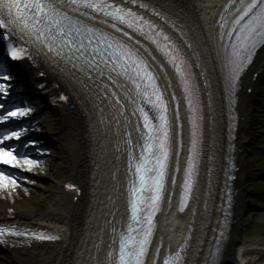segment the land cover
<instances>
[{"label": "snow or ice", "instance_id": "6c2138e0", "mask_svg": "<svg viewBox=\"0 0 264 264\" xmlns=\"http://www.w3.org/2000/svg\"><path fill=\"white\" fill-rule=\"evenodd\" d=\"M127 5L160 15L150 0H0V30H4L0 39L7 42V55L12 61L45 65L53 75L76 86L100 113L101 122L106 119V109L116 121L118 132L121 121L127 129L135 119L138 143L133 145L131 132L127 131L124 141L129 155L131 223L126 233H120L117 255L118 264H145L156 216L162 211L167 191L173 129H182V125L172 123L167 87L159 83L160 74L141 52H149L142 41L154 45L172 66L191 113L190 156L182 184L181 212L188 207L198 176L196 161L203 154L204 114L190 64L167 34ZM225 11L228 16L221 17L220 27L230 31H222L220 41L225 35L231 41L232 34H236L233 42L221 44L231 88L253 62L257 48H264V0H230ZM39 74L44 76L45 72ZM2 79L6 82L11 77L5 74ZM8 89V83H0V97H7ZM171 99H175V93ZM0 109L4 110L0 124L27 117L33 111L31 107L7 109L4 103H0ZM175 111L178 119V103ZM26 131L21 128L0 136V166L9 169L0 167V191L7 195L20 186L11 169L31 172L38 166L37 160L5 143L20 140ZM178 143L182 150V140ZM175 170L179 172L178 161ZM67 187L79 191L74 185ZM25 235L15 228L0 227V244L8 243L6 237ZM29 235L39 240L59 239L38 233ZM175 259L169 257L164 264H174Z\"/></svg>", "mask_w": 264, "mask_h": 264}, {"label": "bare ground", "instance_id": "6f19581e", "mask_svg": "<svg viewBox=\"0 0 264 264\" xmlns=\"http://www.w3.org/2000/svg\"><path fill=\"white\" fill-rule=\"evenodd\" d=\"M152 1L163 3L183 21L185 30L191 33L190 38L194 49L196 48L192 50L193 55H198L202 69L206 72L204 81L207 83L204 91L207 106L204 171L200 177V184L190 209L184 213L187 215L186 219L181 218L183 223L178 224L176 214L173 210L171 213L169 211L170 216L162 223L160 239L156 246L160 240L164 242L165 248L174 246L183 240L185 233L192 230L186 264H206L214 245L217 220L221 213L222 187L226 180L228 150L231 147L229 131L231 103L228 102L226 93L217 33L213 28V17L221 7L218 0ZM183 3L192 4L193 9H189L190 11L184 7L179 9ZM166 82L168 85L170 82L169 88L174 92V84L169 76H166ZM69 88L80 101L81 112L76 127L66 132L62 128L61 132L69 145L75 164L72 173L78 174L79 179H83L91 186L85 200L88 203L84 202L85 204L79 207L78 203L72 201L71 196L61 191L58 202L45 212L47 215L42 216L45 223L50 226L62 224L59 228L51 229L63 238V245L57 247L53 245V248L35 247L25 251L27 255L22 258L25 264H106L105 259L113 236L109 231L110 227L121 225L126 218L124 215L126 195L122 189L117 188L121 185L122 175L118 170L121 166L120 153L116 151L119 141L126 139V136H121L125 131L124 123L121 121L118 132L116 121L107 109L106 119L101 122L100 113L84 93L74 85ZM255 99L256 96L252 100L251 98L241 100L239 105L243 116H246V120L242 122L243 129L239 133V141L248 142L247 151L259 136L257 128L260 113L255 109ZM81 127L85 131V138L81 133ZM250 175V171H245L246 178ZM29 203L26 206L20 204V209L26 215L34 214ZM248 206L249 203L244 197L238 213L240 223L246 222L243 215L245 217ZM236 232L228 247L232 255L230 253L226 255L223 264L233 263V256L245 259L243 261L249 257L264 260V249L261 248L259 241H253L246 248L241 247L243 244L236 247L241 241L238 230Z\"/></svg>", "mask_w": 264, "mask_h": 264}, {"label": "rangeland", "instance_id": "374dc122", "mask_svg": "<svg viewBox=\"0 0 264 264\" xmlns=\"http://www.w3.org/2000/svg\"><path fill=\"white\" fill-rule=\"evenodd\" d=\"M258 123L260 124L259 128H257V131L259 130V136L252 143L253 148L257 146L258 143H261L260 141H263L264 125L262 123V118L258 119ZM58 127L59 126H56L55 129H52V131H54L53 134L57 133ZM46 132L51 134L50 127L46 129ZM53 139L57 142L60 141V139L56 138L55 136L53 137ZM29 142H31V144L33 145H36V143H33L34 141ZM253 148L251 147L247 152V157L244 164L245 171L251 172V175L249 177L250 179H248L247 182L249 196L246 199L248 202H250L254 209H259L264 208V204L260 202V200L257 199L255 194L253 193L254 189H256V186L254 185L256 171L252 167V160L254 159V156L252 155ZM37 154L44 156L43 164L42 166L38 165L37 167H34L31 173L36 176L37 180L42 179L44 181H41L39 183H35L33 181L26 182V180L20 181V186L15 189V191H13L10 195H7L4 192L0 191V198L6 199L7 203H9L10 206L18 208L20 204L27 205L28 201V203L30 202L37 212L51 209V205L54 203L56 198H58L56 197L57 193L55 192L59 191V188L52 181L61 182V180L65 181L69 179L72 170V164L68 160V146L64 145L63 143L59 145V147L56 146L54 148H50L49 150H41L38 148ZM257 183H259L258 180ZM19 191L21 192V194H18ZM1 206L2 203H0V207ZM244 221H246V224L245 228L241 226V230L243 231L241 232V241H243L245 245H249L253 241H259L262 245L261 248L264 249V233L256 235L249 234V230H251L252 228L257 227L260 229L261 227H264V210H258L256 212L247 210L245 212ZM253 259L254 258H248V261H252ZM242 263L247 264L246 261L243 260Z\"/></svg>", "mask_w": 264, "mask_h": 264}]
</instances>
